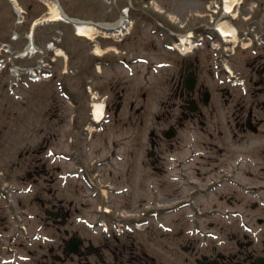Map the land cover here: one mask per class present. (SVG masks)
I'll use <instances>...</instances> for the list:
<instances>
[{
  "label": "rangeland",
  "instance_id": "obj_1",
  "mask_svg": "<svg viewBox=\"0 0 264 264\" xmlns=\"http://www.w3.org/2000/svg\"><path fill=\"white\" fill-rule=\"evenodd\" d=\"M17 5L26 10L24 16V23L19 24V16L16 13V10L13 7V3L11 0H0V43L1 42H9L10 44L6 46V50L13 46L14 35L18 33V36H21L22 42H25L26 34L29 30L30 24L34 22H42L41 26H39L38 33V43L40 46L45 47L51 41H55V43L63 42L65 47L70 52V58L72 67L75 68L74 73H69L65 75L63 70L65 69V59L62 57H54V53L47 49L43 56L47 61L50 62L53 70H57L58 74H56L57 78H61L69 89H74L78 91V94L75 95L78 103L76 106L69 103L62 97L59 98L55 91V84L52 81L43 82L38 84H32V87L22 88V92L24 97L26 98V102L23 104H18L15 100L13 94H10L7 89L8 79L4 77L5 75L0 74V170L3 171L8 176V179L11 183L15 180V175L9 171L11 159L9 157L14 155L15 151V143L13 139H19L17 136L16 129H19L18 123L21 125L22 137L21 147L24 145L44 141L45 139L52 140V144L56 145L58 148H71L78 149L79 148V139H87L86 134L82 133L80 129L82 128V124L85 121L89 120V100L87 99L86 88L81 85L84 81L83 73H97L96 68H94V59L95 55L92 46V40L87 37L80 38L78 34L75 32L73 25L64 22L63 20H57L54 18V13L51 12V3L48 0H15ZM158 3L166 9L167 12L178 15L182 20L186 19V15L194 9L203 8L204 3L207 0H157ZM64 9L74 17L82 18V19H94L97 21H114L117 20L120 15L121 8L125 5V2L118 1L116 4H110L107 0H60ZM246 4V3H245ZM248 4V3H247ZM246 4V5H247ZM243 7L242 12L247 13L248 7ZM137 10H134V18L136 23L140 26L138 30L147 32L151 37L153 36L158 42L159 39L152 35L150 30L152 29V24H155L157 20L153 18H144L139 19L138 15L145 14L147 10L152 9L150 6H145L143 4H137ZM150 8V9H148ZM152 11V10H150ZM149 13V12H148ZM160 15V14H159ZM18 16V17H17ZM165 22H169L165 14L160 15ZM255 17V16H254ZM47 19H55V20H47ZM146 19V20H145ZM146 24L143 27V24ZM241 24V23H240ZM17 29V31H15ZM257 30V28H256ZM262 31V30H261ZM255 34L254 32H252ZM116 43V42H115ZM114 43V44H115ZM157 43V42H156ZM160 43V42H159ZM104 44H107V41L102 40L100 43L101 47L104 49ZM111 44V43H109ZM160 45V44H159ZM15 48L17 46L15 45ZM237 54L239 59L241 57L242 48L237 49ZM167 49L166 52L162 53L160 50L157 51V54L160 57H177L175 51H171ZM114 56V54H112ZM178 57L181 56L178 54ZM19 59H21L19 57ZM182 59V58H181ZM55 61V62H54ZM36 62V60H35ZM236 68V67H235ZM138 72V70H137ZM69 77V78H68ZM133 77V76H131ZM129 76V78H131ZM162 75L159 78L153 77V80L157 81L155 83L154 89L158 90V86H160L161 92L162 89L168 92V87L162 86L163 80ZM152 80V81H153ZM56 81V79H54ZM154 83V81H153ZM81 85V86H80ZM80 88V89H79ZM79 89V90H77ZM238 89V88H235ZM109 86L103 85L98 89V92H109ZM59 95V94H58ZM228 94H225L227 97ZM84 98V99H82ZM166 103L170 104L167 101V97H165ZM240 101V100H238ZM155 102V106L153 103ZM51 103V104H50ZM158 100L156 101L155 95L149 101V108L151 112L157 109ZM217 106V110L215 112V119L219 121V113L221 112V106L215 99V102L212 103V106ZM220 106V107H219ZM18 116V118H16ZM55 116H58L57 118ZM71 118L75 119V123L73 124ZM17 126V127H16ZM70 136L71 139H78L75 144L66 143L64 139ZM98 139V138H97ZM104 139H107V136H104ZM37 147V144H34ZM42 145L39 144V146ZM182 153L188 152L186 149H181ZM10 159V160H9ZM31 161L32 167H41L42 164H46L47 170L49 171L48 175L45 178V181L41 180L40 183H51L50 180H57V184L61 189V193L65 196V198L70 201L73 200L75 205L80 209L81 213L78 215L85 216H95V208H96V199L91 196V189H83L82 183L77 184L73 178L69 180V182L65 185L62 184L61 178L59 177V172L70 168V164L68 162L62 163L63 166L56 167V164H53L48 154L44 152L43 160L38 161L33 156ZM8 167V168H6ZM18 166L12 165V169H19ZM57 170V171H56ZM8 173V174H7ZM15 173V171H14ZM3 183V182H2ZM72 185V186H69ZM67 186V187H66ZM80 186V188L78 187ZM79 188V191L76 192L73 189ZM89 188V187H88ZM22 195V194H21ZM20 199H29V197L21 196ZM7 208V207H6ZM6 215L12 220L11 223L15 224L16 220L11 216L9 209L7 208ZM77 218V214H76ZM166 220L172 226H175L174 218L172 215H169ZM35 221V220H34ZM39 224V220H36ZM77 225L81 228V231L89 232L90 229L84 226L82 223H78ZM156 225V224H154ZM149 225V228L152 227ZM32 231V226L30 227ZM148 232V231H147ZM174 233L168 231H162V233ZM163 233V234H164ZM159 234V233H157ZM163 242H169L166 238Z\"/></svg>",
  "mask_w": 264,
  "mask_h": 264
},
{
  "label": "flooded vegetation",
  "instance_id": "obj_2",
  "mask_svg": "<svg viewBox=\"0 0 264 264\" xmlns=\"http://www.w3.org/2000/svg\"><path fill=\"white\" fill-rule=\"evenodd\" d=\"M199 68L192 65L190 67L184 66L180 69V71H175L172 73L173 80V92L177 95V98L184 99V101H191V98H197L199 93L202 92V89L196 90L193 92H188L183 87V77L185 75H194L198 76ZM179 89V93L177 92ZM189 98L185 99L186 93ZM120 98V103H116V107L118 106V111L116 115H119V110H122V106L124 104L123 96ZM128 101V107L130 109V113L128 115L129 122H134V117H136V122H140L143 124L144 119L142 118L141 110L136 109L134 114V102L133 100ZM246 104H243L240 109L242 110V117L234 120L235 128L238 129V139H252L253 137L249 136V130L246 127V118L244 116ZM175 108H177V112L180 114L177 115V121L180 122L183 117L188 118L190 121L196 123L200 121L202 124H206V121L203 118H207L206 115L201 109L198 111L191 112L189 109V104L184 103H176ZM235 113V112H234ZM232 113V117L234 116ZM253 119L263 126L264 131V115L263 117H259L257 113L252 111ZM177 129V134H178ZM210 137L213 138L214 133L210 132ZM237 136V134L235 135ZM166 139H152V144L154 150L152 151L151 160L156 164L160 161L161 151L163 144ZM44 188L48 189L46 186ZM50 193V198H47L48 201L42 200V204L46 205L48 203L54 208H57L61 211L62 218L55 219L54 223L63 224L65 227L61 229L59 226L57 227V233L55 238L57 240L51 242L49 245L44 247V251L41 254H38L37 249L31 251V255L34 258L32 264H149V256L147 254L148 248L141 243L140 241L132 240L128 241H110V243L99 241L97 242V246L93 248L91 251L87 247L84 246L81 248L78 255L72 254L67 249V236L71 232L74 231V227L72 226L73 222H69L70 219V211L64 212V207L61 203H64L63 199H59L58 191H53L51 188L48 189ZM60 203V205H59ZM263 232H261V241L255 243L253 238L239 236L234 231L225 233V237L227 238V244L221 248L212 247L209 248L210 252L207 254H203V264H264V223ZM229 231V229H227ZM83 242V241H82ZM193 252L199 254L201 252L200 249L194 248ZM1 256V253H0ZM161 264V263H157ZM201 264V262H200Z\"/></svg>",
  "mask_w": 264,
  "mask_h": 264
},
{
  "label": "bare ground",
  "instance_id": "obj_3",
  "mask_svg": "<svg viewBox=\"0 0 264 264\" xmlns=\"http://www.w3.org/2000/svg\"><path fill=\"white\" fill-rule=\"evenodd\" d=\"M54 11V15L55 17H60V11L59 8L55 5L52 7V12ZM96 31V28L92 25L89 24H85L82 25L78 28V33L79 34H86V35H92L93 32ZM232 32H230V34L234 35V29L231 30ZM104 111V105L102 102L96 103V108H95V114H96V118L99 119Z\"/></svg>",
  "mask_w": 264,
  "mask_h": 264
}]
</instances>
